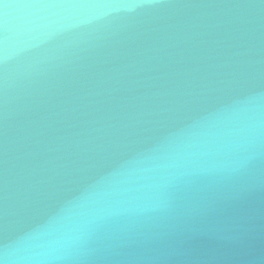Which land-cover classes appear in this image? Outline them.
<instances>
[{
    "label": "water",
    "instance_id": "1",
    "mask_svg": "<svg viewBox=\"0 0 264 264\" xmlns=\"http://www.w3.org/2000/svg\"><path fill=\"white\" fill-rule=\"evenodd\" d=\"M0 264H264V0H0Z\"/></svg>",
    "mask_w": 264,
    "mask_h": 264
}]
</instances>
